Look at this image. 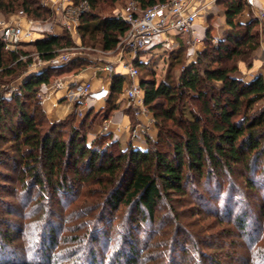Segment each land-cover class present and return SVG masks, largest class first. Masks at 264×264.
<instances>
[{
    "label": "trees",
    "instance_id": "16d2710c",
    "mask_svg": "<svg viewBox=\"0 0 264 264\" xmlns=\"http://www.w3.org/2000/svg\"><path fill=\"white\" fill-rule=\"evenodd\" d=\"M73 1H86L89 5V10L80 16L77 29L84 45L87 46L89 41L92 48L99 46L105 52L116 50L126 36L129 24L119 16L100 17L96 14L101 0ZM134 1L140 9L145 10L169 0ZM246 4V0H230L227 3L225 13L231 31L227 33L225 41L212 44L200 53L195 62L184 68L178 82L172 78L171 72L160 83L155 80L141 81L146 105L154 113L159 129L156 142L148 138V143L154 144L153 148L143 150L129 144L123 149L118 140H111L112 133L90 138L88 131L95 122L88 121L94 119L93 114L97 113L94 109L88 111L79 125L70 126L66 132L62 131L64 124L59 122L52 123L47 129L41 128V121L47 118L37 100L41 86L51 83L56 74L80 71V65L88 62L78 57L68 64L32 73L19 88V92L9 97L3 96L0 86V163L8 162V152L2 141L7 142L10 135L9 147L12 148L11 153H16L10 158L16 163V168L20 167L19 175L25 189L29 188L26 178L32 181L31 186L40 188L42 192L50 189V194L54 196L71 194L76 182L96 184L98 187H89L84 197V211L95 212L100 208L96 219L103 222L110 220V215H114L122 205L132 206L133 213L128 216V221L134 226L147 219L155 221L160 202L165 198L173 202L172 197L175 195H188L187 187L195 183V180L200 183L225 171L232 172L240 164L247 169L258 167L264 159V106L255 108V105L264 100V78L259 75L245 82L235 75V66L225 65L226 60L240 56L247 46L256 48L254 36L250 35L252 23L242 32L238 29L243 25L235 22ZM17 8H21L19 11H24L31 19L51 13L42 5L41 0H0V11L5 15L19 12ZM73 45L67 30L57 34L45 33L34 42L42 60H50L57 55L58 50ZM20 54L30 53L22 50L19 53L7 51L0 43V71L5 75H13L18 68L32 61V58L20 60ZM176 57V62H179L180 56ZM135 63L138 67L141 64L139 59ZM125 81L122 75L113 77L106 98L107 113L103 119H107L119 107L116 100L123 93ZM187 98L200 102L205 120L201 114L186 107ZM159 100H164L167 106H158ZM135 120L133 125L137 122ZM162 144L168 147V151L159 148ZM41 165L45 168L43 171ZM66 167L72 168L75 182L70 183ZM45 173L48 176L45 177ZM3 175L8 181L9 175ZM248 179V188L255 190L254 177ZM233 212L230 208L227 215L232 216ZM243 217H235L239 230L249 235L250 239L258 236L259 230L254 228L253 232L245 231L247 227ZM9 220L0 214V225L11 224ZM0 231L1 239H14L11 229ZM40 236L39 241L33 244L32 249L36 252L32 259L22 248L2 256L5 248L0 246V263L111 264L107 262L109 257L98 256L90 246L78 248V251L66 249L56 253L60 240L53 227ZM126 236V244L117 252V262L113 264H120L118 261L122 258L124 264H142L147 257L142 256L144 249L137 251L133 244L128 243L132 235L128 233ZM81 237L66 240L75 243ZM47 239L48 247L42 248ZM90 240L97 242L98 236L92 234ZM203 242L207 245L208 239ZM148 246L151 247V244ZM199 253L212 264H224L213 255L202 251ZM261 255L264 260V252ZM34 259L36 262H33Z\"/></svg>",
    "mask_w": 264,
    "mask_h": 264
},
{
    "label": "rangeland",
    "instance_id": "374dc122",
    "mask_svg": "<svg viewBox=\"0 0 264 264\" xmlns=\"http://www.w3.org/2000/svg\"><path fill=\"white\" fill-rule=\"evenodd\" d=\"M131 1L133 0H119L117 2L101 0L99 8L95 12L100 17L118 16ZM228 2L230 0H216L217 10L215 15L207 20L208 30L204 44L195 43V52L192 55H189L187 48L189 45L187 46L186 43L180 50L177 49L171 52L170 49L166 54H163L165 48L160 47L153 52L154 54L149 51L150 53L145 54V58L139 66L138 81L141 83L142 80H155L160 83L171 72L172 78L178 82L184 68L195 62L200 53L207 50L212 44L224 42L227 33L231 31L225 13ZM66 3L77 5L80 2L66 0ZM20 9L17 8L18 11ZM46 9L50 10L51 13H45L43 17L38 19L28 17L32 20L35 30L44 34L63 33L66 30L63 24L65 18L52 9L47 7ZM0 13L2 12L0 11ZM235 22L243 25L242 28L238 29L242 32L246 30V26L252 23L250 35L254 36L257 45L254 49L247 46L240 56L232 60H226L225 65L235 66L237 68L235 75L245 82H250L255 76L259 75L264 78V16L257 17L249 6H245L244 11L236 18ZM68 32L74 44L79 42V44L86 47L76 51L80 54L76 57H80L86 62L106 63L119 53V50L104 53L99 46L96 48L90 47L91 43L89 41H87V46L84 45L85 43L82 42L77 29ZM158 38L157 36L156 40ZM21 50L30 53L32 56L36 53L34 43L25 44ZM177 55L180 56L179 62H176ZM38 61L33 57L30 63L18 68L13 75H5L0 71V86L3 96L9 97L19 92V88L26 79L32 73H36L35 66L40 69L38 72L47 68L39 66ZM80 66L79 70L85 68V65ZM66 75H69V73H59L52 79L53 81L63 79ZM127 83L130 84L129 79ZM37 100L45 110V106L39 97H37ZM157 102L158 106H167L164 100ZM120 105L122 104L120 103ZM259 106H264V100L258 102L255 108ZM186 107L193 109L201 114L204 120L206 119L198 100L187 98ZM100 111H96L97 113L93 114L94 119L88 121L95 122L88 131L90 138L98 137L104 129L103 116L107 112L104 111L102 114ZM75 114L73 111L72 114L63 119L54 120L50 119L46 113L47 118L41 121V128L47 129L52 123L59 122V124H64L62 125L64 127L62 131L68 130L72 125H79L85 118ZM149 115L155 119L154 113L150 109L148 117ZM144 120L149 121L146 117ZM149 124L152 128V131L151 129L149 131L152 136L150 139L152 142H156L159 133L157 122L153 124L150 120ZM95 126H101L100 131L98 129L95 131ZM170 126H172V123H170ZM145 139L147 145L143 144L142 147L146 149L153 148L154 144L148 143V134ZM10 140L9 135L7 142L6 140L2 141L9 158L7 157V163H0V214L3 218L10 219L12 225H0V230L11 229L14 239L6 241L0 237V246L5 248L2 256L15 250L20 251V248H22L25 253L28 252L31 255L32 259L36 252L32 249L33 244L39 241L40 234L42 235L44 231L48 232L49 228L53 227L55 235L60 240V246L56 253H59V250L66 249L78 251V248L90 246L89 248L96 250L98 256L102 258L109 257L107 262L109 261L111 264L117 262V252L126 244L128 233L132 235L128 243L133 244L139 252L144 249L142 256L147 257L142 264H212L206 261L199 251L215 256L217 260L224 264L264 263L261 255V252H264V185L261 184L264 183V159L260 161L258 167L252 166L251 169H247L243 164H240L232 172L225 171L210 179H204L200 183L195 180V183L187 187L188 195L174 194L175 196L172 195L173 202H169L166 198L160 202L157 207L155 221L147 219L138 226H134L128 221V216L133 213L132 206L122 205L114 215H110V220L103 222L96 219L97 214L100 213V208L95 212L84 211V207H86L84 197L88 193L89 187H98L96 184L76 182L71 194L62 193L54 196L53 193L50 194V189H47L48 192H42L40 188L31 186L32 181L26 178L25 180L29 183L30 189L28 188L29 191L25 189L19 175L20 167L16 168V163L10 158V156L16 154L11 153ZM111 140L117 141L118 139L113 135ZM7 143L8 145H5ZM128 145H123L120 142L123 149L127 148ZM159 148L162 151H168V147L164 144ZM41 169L43 171L45 168L41 165ZM66 169H68L70 183L75 182L72 168L66 167ZM3 174L9 175L7 177L9 178L8 181H6L7 179ZM44 176H48V173H45ZM250 177L255 179V190H250L247 186V180ZM228 208L234 210L232 216L227 215ZM238 215L244 216L243 218L246 220L247 228L245 231L253 232L254 228L257 231L259 230L258 236L250 239L249 235H244V232L239 230V224L235 222V217ZM175 227L177 228V234L174 232ZM169 231L171 233L167 234ZM92 234L98 236L97 242H91L90 237ZM78 236L83 237L75 243L66 240ZM207 239L208 243L205 245L203 240ZM48 242V239L44 244L42 242V248L48 247ZM149 244H151V247L148 246ZM124 261L122 258L118 262L124 264ZM33 262H36V259Z\"/></svg>",
    "mask_w": 264,
    "mask_h": 264
},
{
    "label": "built area",
    "instance_id": "2783aa9c",
    "mask_svg": "<svg viewBox=\"0 0 264 264\" xmlns=\"http://www.w3.org/2000/svg\"><path fill=\"white\" fill-rule=\"evenodd\" d=\"M196 1L202 6L192 8L191 5ZM205 1L169 0L142 10L133 0L126 5L121 14H118L119 17L129 24V30L114 51L119 50L118 61L123 65L131 79L130 84H127L125 89L126 108L130 109L137 119L147 117L149 108L145 101V90L138 81L140 69L135 63L136 60H140L142 53L151 51L156 45L163 44L169 47L170 44L167 40L171 36H186L187 44L194 46L197 43L195 38L196 21L202 9L205 8L203 3ZM246 1L248 5L255 6L258 0ZM42 5L58 14H62L65 18L63 24L68 31L78 29L80 16L89 10V5L86 1L74 5L67 4L66 0H42ZM262 16H264L263 11L260 13V17ZM44 35V33H39L35 30L32 20L28 19L24 11L21 10L8 15L0 13V43L3 44L7 51L19 53L22 46L27 43H34ZM157 36L159 38L156 40ZM85 48V46L76 43L71 47L58 50L57 55L50 60H42L37 52L33 56L31 54H20V60L26 61L34 57L39 60V66L41 67H57L72 62L77 58V55H80L76 51ZM103 52L106 53L105 51ZM34 69L36 73L40 70L37 66ZM99 69L109 78V87L100 86L98 93L105 94L107 97L111 89L112 79L117 76L116 67L114 63L107 61L106 63L99 62ZM64 87V79H57L49 84H43L38 92V97L44 103L53 92ZM93 92L90 82L75 83L69 89V98L78 104L75 110L77 116H86L91 107V100L94 101L95 99ZM147 128V124L141 121L136 122L130 130L131 140L135 143L146 142ZM107 133H111V131L109 124L106 122L100 134Z\"/></svg>",
    "mask_w": 264,
    "mask_h": 264
},
{
    "label": "crops",
    "instance_id": "0c3cea01",
    "mask_svg": "<svg viewBox=\"0 0 264 264\" xmlns=\"http://www.w3.org/2000/svg\"><path fill=\"white\" fill-rule=\"evenodd\" d=\"M203 3L205 4V8L202 9L199 16L197 17L196 26H195V29H196L195 38L197 39V43L199 42V44H204V41L206 39V32L208 30L207 20L213 15H215L216 10H217L216 0H206ZM200 6L202 5H200L197 1L191 5L192 8L194 7L199 8ZM246 6H249L250 9L253 11V13H255L257 17L259 18H260L261 11L264 12V0L256 1L255 6L253 5L250 6L247 4ZM55 33L57 34L58 32H55ZM186 39L187 37L183 35L171 36L169 40H167L170 44L168 48L163 44H159V45H156L150 52L154 54L153 52L159 47L165 48V51L163 52V54H166V52L170 49H171V52L177 49L180 50L183 47V45L187 44ZM76 43L79 44V42H76ZM188 45L189 44H187V46ZM187 48L189 51V55H192V53L195 52L194 46L189 45ZM150 52L148 53L144 52L141 54V57H140L141 63L143 62V59L145 58V54H149ZM108 62H112L115 64L116 71H117L116 74L122 75L123 77H125L126 81L124 83L123 93L116 100V103L119 107L116 108L112 113H110L107 119H103V122L104 124L106 122L109 124V129L111 133L121 142V144L123 145L132 144L133 146L137 148L145 150L146 148L142 147L143 144L146 143L145 141L135 143L130 138V130H131V127L133 126L135 116L133 117V112L130 109L126 108L125 89H126V85L128 84L127 80L129 79V83H130L131 79L126 73V70L124 69L123 65L119 63L118 55L115 56V58H113L112 60H108ZM63 79L65 80V87L62 88L61 90L53 92L50 95L49 99H47L43 103L45 106L44 108L45 112L47 113V116L50 119H54V120L63 119L69 116L70 114H72L73 111L75 112L78 104L75 101H72V99H70L68 96L69 89L72 88V85L75 83L90 82L92 84L95 99L94 101L91 100V103H90L91 107L89 108V111L91 109H94L95 111L101 110L100 112L102 114L104 113V111L106 110L108 106V101L106 99L107 97L105 96V94L98 93V91H99L100 86H104L105 88L109 87V78L107 77L105 73L100 71L99 63L89 61L88 64L85 65V68L83 70L71 72L69 73V75L64 76ZM120 103L122 105H120ZM146 118L149 121H145L144 120L145 117H142L140 119L136 118V121L137 122L141 121L144 124H147L148 138H151L152 136L149 134L150 129L152 131V128L149 124L150 120H152L153 124H156L157 121L151 115H149V117L147 116ZM95 128H96L95 131L97 129L100 131L101 126H95Z\"/></svg>",
    "mask_w": 264,
    "mask_h": 264
}]
</instances>
